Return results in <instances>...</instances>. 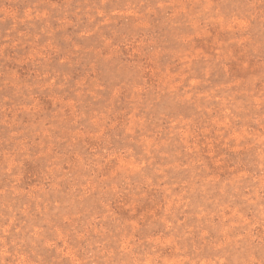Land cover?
<instances>
[{
  "label": "rangeland",
  "instance_id": "obj_1",
  "mask_svg": "<svg viewBox=\"0 0 264 264\" xmlns=\"http://www.w3.org/2000/svg\"><path fill=\"white\" fill-rule=\"evenodd\" d=\"M0 264H264V0H0Z\"/></svg>",
  "mask_w": 264,
  "mask_h": 264
}]
</instances>
